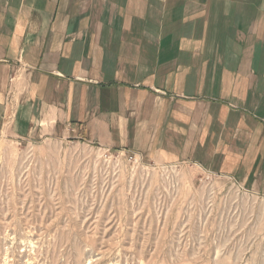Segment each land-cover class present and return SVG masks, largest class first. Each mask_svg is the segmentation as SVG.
Instances as JSON below:
<instances>
[{
	"label": "crops",
	"instance_id": "0c3cea01",
	"mask_svg": "<svg viewBox=\"0 0 264 264\" xmlns=\"http://www.w3.org/2000/svg\"><path fill=\"white\" fill-rule=\"evenodd\" d=\"M194 159L264 194V0H0V131Z\"/></svg>",
	"mask_w": 264,
	"mask_h": 264
},
{
	"label": "rangeland",
	"instance_id": "374dc122",
	"mask_svg": "<svg viewBox=\"0 0 264 264\" xmlns=\"http://www.w3.org/2000/svg\"><path fill=\"white\" fill-rule=\"evenodd\" d=\"M82 135L0 131V264H264V194Z\"/></svg>",
	"mask_w": 264,
	"mask_h": 264
}]
</instances>
